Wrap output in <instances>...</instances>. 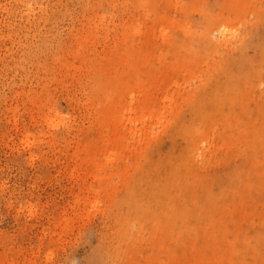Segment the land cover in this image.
Segmentation results:
<instances>
[{"label":"rangeland","instance_id":"374dc122","mask_svg":"<svg viewBox=\"0 0 264 264\" xmlns=\"http://www.w3.org/2000/svg\"><path fill=\"white\" fill-rule=\"evenodd\" d=\"M131 3V0H0V264H159L160 260L169 259L162 247L166 235L162 211L175 201L180 204L183 195L173 193L166 198L159 185L151 200L147 195L156 184L151 179L134 177L141 171L142 175H151L154 164L162 163L169 155L173 157L171 160L175 159L181 149L188 147L185 135L177 125L165 129V123L151 119L144 126L139 125L143 129L156 125L146 153L137 155L133 148L130 150L131 145L113 164L109 161L104 168L91 165L88 160L92 155L106 160L110 153L102 151L108 146L110 131L102 119L108 106L102 100L105 91L97 87L96 76L76 78L71 74L80 73L79 70L68 75L61 68L63 60L84 63L82 56L75 54L78 48L99 57L104 29H117L123 21L133 20L137 10ZM173 12L179 19L200 17L197 10H189L187 14L180 10ZM160 25L156 23V29ZM245 26L251 28L249 23ZM89 27L98 35L96 39L90 38L83 49L78 39L83 38ZM159 41L157 53L167 52V44ZM250 54L254 56V48ZM174 58L169 54L168 60ZM155 64L165 66L158 59ZM203 71H208L206 63H197L191 72L184 69L169 72V83L163 84L167 90L153 94L156 103L167 102L168 92L179 94L175 102L183 109L176 116L179 125L186 118L188 125L200 122L192 117L191 107L184 100L196 85V76ZM226 78L224 73L215 74L214 81ZM198 99L197 105L203 101ZM52 106L69 116L67 124L46 119ZM214 125L216 145L209 154L215 158L195 171L204 178L207 190L205 198L196 202L200 211L193 218L201 219L202 225L221 239L214 248L228 253V244L241 226L250 227L255 232L252 237L264 233L260 222L264 219V198L254 195L247 198L250 189L245 183L222 187L212 182L217 173L230 169L223 161L227 156L225 140L217 133L218 125L215 122ZM28 133H31L29 140ZM202 143L201 146L208 147L205 141ZM89 145L90 155L85 148ZM139 167L141 170L134 174ZM98 172L102 179L96 175ZM122 173L125 174L121 176ZM125 176L133 178L124 179ZM189 180L200 185V181L191 177ZM245 200L254 211L250 217L234 224L228 218L219 219L227 215L223 212L240 208ZM215 213H218L216 220H209ZM213 222L215 225L223 222L225 230L217 231ZM179 226L177 223L170 229L173 239L178 236ZM195 237L194 233H186L183 242L194 248ZM99 246H104L103 255L97 254ZM258 250L264 257V244ZM216 255L210 264H218ZM247 255L248 246L240 245L232 264H245L242 260ZM190 259L191 254H187L183 261L188 264Z\"/></svg>","mask_w":264,"mask_h":264},{"label":"bare ground","instance_id":"6f19581e","mask_svg":"<svg viewBox=\"0 0 264 264\" xmlns=\"http://www.w3.org/2000/svg\"><path fill=\"white\" fill-rule=\"evenodd\" d=\"M131 2L137 10L133 13V20L123 21L117 29H104L103 47L98 51L99 57H93L91 53L78 48L75 54L82 56L84 63L75 64L68 60L61 63V68L67 70L68 75L71 71L79 70L80 73L74 72L78 75L71 74L77 76L76 78L84 75L96 76L99 79L97 87L105 91L102 100L108 102V106L102 112V119L110 131L108 130V146L101 149L105 154L109 150L110 153L106 160L92 155L88 162L98 168H104L109 161L112 163L118 156L117 159H120L122 152L131 145L130 150L133 148L137 155L146 153L154 137L156 125H148V129L139 125L144 126L151 119L165 123V129L168 125H177L185 135L188 147L181 149L175 159L171 160L173 157L169 155L162 163L154 164L151 175H142L141 171L134 177L151 179L152 183L156 184L147 195L151 200L155 198L154 193L158 191L159 185L162 188L160 193L165 192L166 198L174 195L173 193L183 195L180 204L175 201L162 211L163 223H166L162 247L167 250L169 259H162L159 264H187L183 261L187 254H191L188 264H210L217 253L218 264H232V257H238L239 246L245 244L248 246V255L242 262L264 264V257L258 250L259 246L264 244L263 232L257 237H252L251 234L255 232L250 227L241 226L228 244L229 252L224 253L214 248L221 241L220 238L214 237V231L206 229L201 219L193 218L194 215H199L200 211L196 202L205 198L204 192L207 190L204 178L199 177L195 171L202 163H211L215 158L213 154H209L211 147L216 145L214 122L218 125L217 133L225 140L227 156L223 157V161L230 169H227L226 173H217L212 182L222 184V187L229 184L230 187H235L236 184L241 186L245 183L250 189L247 198L252 195L264 198V0ZM172 9L185 14L189 10H197L200 17L196 20L187 17L179 19ZM149 20L152 24L147 25ZM159 22L161 25L158 30L155 25ZM247 23L251 28L245 26ZM93 24L95 23L92 22L91 26ZM97 35L89 27L81 36L83 38H76H80L78 41L85 49L89 39H96ZM159 40L164 46L167 44V52L162 50L157 53ZM252 48L255 49L254 56L250 54ZM96 50L97 48L93 49ZM169 54L175 57L174 61L168 60ZM157 59L165 66H157ZM197 63H206L208 71L196 76L197 83L192 91L187 93L184 101L190 105L192 117L200 119V122L188 125L189 119L186 118L184 123L179 125L176 123V116L181 115L183 111L182 107L178 108L175 104L179 94L168 92L165 103H156L153 94L158 90H167L163 84L169 83V72L174 73L181 69L191 72V68ZM222 73L226 74L227 78L214 81L215 74ZM198 98L203 100L199 105L195 103ZM46 119L67 124L69 116L52 106ZM73 130L72 128L71 131ZM30 137L31 133H28L27 139ZM204 141L208 147L200 145V142L204 145ZM143 143L146 145H142ZM97 147L100 148L101 145ZM85 148L90 155L91 145ZM96 150L97 148L94 149L95 152ZM139 170L140 167L134 174ZM99 172L96 175L102 179ZM190 177L200 181V185H194L189 180ZM132 178L133 176L124 177ZM249 204L248 200L242 201L240 208L235 207L232 211L223 212L227 215H221L219 219L228 218L231 224L239 223L241 219L244 221L254 212ZM217 214H212L209 220L215 221ZM260 222L264 226V219ZM177 223L180 225L177 227L178 236L173 239L169 232L172 225ZM217 225L214 223L217 231L223 232L226 228L223 222ZM186 233L195 234L194 248L186 246V242H183ZM97 250L98 255L105 253L104 246Z\"/></svg>","mask_w":264,"mask_h":264}]
</instances>
